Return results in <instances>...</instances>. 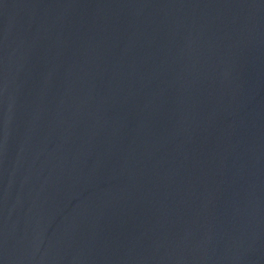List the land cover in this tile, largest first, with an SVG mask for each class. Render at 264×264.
Segmentation results:
<instances>
[{"label":"water","instance_id":"95a60500","mask_svg":"<svg viewBox=\"0 0 264 264\" xmlns=\"http://www.w3.org/2000/svg\"><path fill=\"white\" fill-rule=\"evenodd\" d=\"M0 264H264V0H0Z\"/></svg>","mask_w":264,"mask_h":264}]
</instances>
